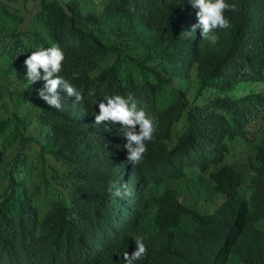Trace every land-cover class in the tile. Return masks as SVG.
Here are the masks:
<instances>
[{
	"label": "clouds",
	"instance_id": "clouds-1",
	"mask_svg": "<svg viewBox=\"0 0 264 264\" xmlns=\"http://www.w3.org/2000/svg\"><path fill=\"white\" fill-rule=\"evenodd\" d=\"M235 15L242 38L211 91L233 119L222 139L184 148L174 120ZM247 51L262 75L237 79ZM244 84L264 86V0H0V264H108L101 239L124 264H192L206 244L188 227L209 206L188 198L163 218L153 190L198 176L242 136L227 161L264 206V89ZM70 214L101 239L57 225ZM260 233L210 249L207 264H244Z\"/></svg>",
	"mask_w": 264,
	"mask_h": 264
},
{
	"label": "trees",
	"instance_id": "trees-1",
	"mask_svg": "<svg viewBox=\"0 0 264 264\" xmlns=\"http://www.w3.org/2000/svg\"><path fill=\"white\" fill-rule=\"evenodd\" d=\"M232 31L206 48L203 90L192 102L186 104L174 122L179 126L181 139L179 143L184 148L205 146L222 139L227 134V124L233 119L231 103L219 100L211 94L216 85L225 62L235 56V44L241 40L242 27L239 26V15L233 17ZM104 42L106 39L103 40ZM115 45V42H113ZM252 60L242 61L241 66L233 72L237 79L250 77L256 79L262 75V70L255 62V57L247 51ZM152 65L158 62L150 58ZM207 118L206 124L202 122ZM242 136L230 141L226 156L220 160L217 156H206V168L198 176L187 181L178 182L173 187H156L151 198V209L160 217H167L181 207L182 200L190 198L202 201L209 206L208 212L199 222L188 227V231L206 244L192 264H207L210 249L229 245L232 238L246 230L259 225L261 233L257 245L248 252L244 264H264V206L255 212L251 206L247 190L250 188L245 181L244 172L236 161L228 162L231 150L241 144ZM142 210V207H140ZM57 225L75 233L82 240L100 238V234L76 223L69 217H61ZM99 255L108 264H124V260L114 255L111 249L104 245ZM139 264H148L147 260Z\"/></svg>",
	"mask_w": 264,
	"mask_h": 264
},
{
	"label": "rangeland",
	"instance_id": "rangeland-1",
	"mask_svg": "<svg viewBox=\"0 0 264 264\" xmlns=\"http://www.w3.org/2000/svg\"><path fill=\"white\" fill-rule=\"evenodd\" d=\"M263 90L264 86L262 85H252V84H244L241 88V90H238V92L247 91V92H253L257 90Z\"/></svg>",
	"mask_w": 264,
	"mask_h": 264
}]
</instances>
